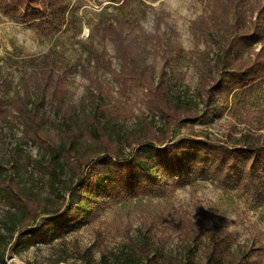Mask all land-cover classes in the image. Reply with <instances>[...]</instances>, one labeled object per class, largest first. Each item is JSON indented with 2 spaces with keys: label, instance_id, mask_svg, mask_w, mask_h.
<instances>
[{
  "label": "rangeland",
  "instance_id": "rangeland-1",
  "mask_svg": "<svg viewBox=\"0 0 264 264\" xmlns=\"http://www.w3.org/2000/svg\"><path fill=\"white\" fill-rule=\"evenodd\" d=\"M61 1L68 8L62 28L55 33L20 25L0 11V105L11 108L16 100L27 103V95L31 101L37 97L34 83L45 59L54 61L65 78L66 99L76 107L81 120L93 112L95 104H105L125 112L116 119L117 129H125L122 125L131 130L168 129L171 141L191 138L234 147L248 134H264V81L244 89H223L214 102L216 114L208 120L168 127L150 113L144 91L122 78L120 60L100 36L105 24L135 18L144 31L138 46L141 69L155 81L164 73L170 93L190 101V110L198 116L203 110L198 93L203 87L202 73L218 76L222 47L233 36L234 25L246 24L242 27L249 29L263 0H243L244 23L241 13L237 15L238 5L231 0ZM260 46L244 38L232 54L252 61ZM177 50L182 51L180 56ZM45 113L49 119L45 131L56 137L54 125L59 120L47 108ZM25 132L13 109L6 120L0 118L1 170L26 194L29 187L43 199L50 194L47 176L39 168L37 148ZM15 147L25 156L18 171L12 162ZM85 168L81 165L78 170ZM165 182L160 193L113 202L80 230L19 253L10 250L11 205L0 197V264H98L103 255L109 264H115L113 255L131 254L143 235L162 244L169 257L200 263L213 224L228 231L238 244L256 248L260 244L254 262L264 264V205L254 204L240 187L225 190L214 180L200 179L181 187L171 180ZM193 224L201 226V233L196 234ZM21 227L16 225L12 239ZM85 250L90 262L79 254Z\"/></svg>",
  "mask_w": 264,
  "mask_h": 264
},
{
  "label": "trees",
  "instance_id": "trees-1",
  "mask_svg": "<svg viewBox=\"0 0 264 264\" xmlns=\"http://www.w3.org/2000/svg\"><path fill=\"white\" fill-rule=\"evenodd\" d=\"M231 1L238 5L237 15L241 13L244 23L243 0ZM67 8L61 0H0V11L5 17L40 32H58L64 24ZM242 26L234 25L233 36L223 44L218 76L202 73L203 87L198 93L203 110L198 116L190 110V101L170 93L164 73L155 81L141 69L138 46L144 31L135 18L105 24L100 36L112 45L120 60L122 78L144 91L143 98L150 113L170 127L214 116V102L223 89H244L264 81V0L250 28ZM244 38L261 45L252 61L232 54L233 47ZM175 53L180 56L182 51ZM34 86L38 95L33 101L27 95V103L16 100L11 108L0 105L2 120H6L13 109L23 121L27 139L37 148L38 165L47 176L50 193L41 199L27 187L26 194L18 182L1 170L3 158L0 154V197L11 205L9 243L14 253L50 244L80 230L98 218L100 209L113 202L160 193L167 180L180 187L200 179L214 180L225 190L240 187L249 193L254 204L264 205V134H248L234 147L191 138L171 141L167 139L168 129L139 127L135 129L137 132L125 125H122L125 129H117L116 119L125 112L105 104H95L93 112L81 120L76 107L66 99V80L52 60H42ZM46 108L59 120L54 125L56 137L45 131L49 122ZM11 154L13 168L18 171V165L25 162L23 151L15 147ZM81 165L86 167L84 171L78 170ZM66 175L69 177L60 179ZM17 224L23 227L12 239ZM200 227L193 224L196 234L201 233ZM258 245L256 248L238 244L228 231L213 224L200 263L169 257L162 244L145 235L140 238L137 250L124 257L113 255V262L255 264L261 247ZM87 252L79 254L90 262ZM98 264H109V261L103 255Z\"/></svg>",
  "mask_w": 264,
  "mask_h": 264
}]
</instances>
